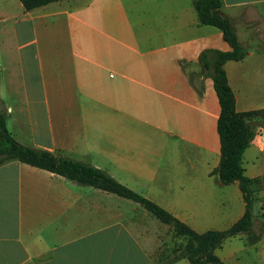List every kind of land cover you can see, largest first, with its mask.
<instances>
[{
	"label": "crops",
	"instance_id": "crops-1",
	"mask_svg": "<svg viewBox=\"0 0 264 264\" xmlns=\"http://www.w3.org/2000/svg\"><path fill=\"white\" fill-rule=\"evenodd\" d=\"M221 11L247 50L224 63L235 108L263 109L264 0H222ZM205 48L230 45L199 21L193 0H57L31 9L0 0L7 127L23 144L103 169L198 232L225 229L245 200L237 180L211 174L220 105L198 60ZM249 122L244 173L259 179L253 225L215 249L224 264H256L251 248L264 254V122ZM157 226L132 199L18 159L0 163V264H158Z\"/></svg>",
	"mask_w": 264,
	"mask_h": 264
},
{
	"label": "trees",
	"instance_id": "trees-1",
	"mask_svg": "<svg viewBox=\"0 0 264 264\" xmlns=\"http://www.w3.org/2000/svg\"><path fill=\"white\" fill-rule=\"evenodd\" d=\"M53 1L57 0H21L26 9ZM193 4L199 21L220 28L224 39L230 45V49L227 50L205 48L198 55L205 74L211 76L213 80L220 105L217 118L220 159L211 170V174H215L222 184L237 180L245 200L243 215L229 227L222 230L198 232L155 201L121 183L103 169L80 159L21 143L7 127L6 115L0 108V163L18 159L61 174L76 182L101 188L140 203L161 222L167 224L176 237L184 239V243L171 249V254L167 255L169 258L166 261H159L158 264H170L171 261L179 257L188 258L191 264H224L215 253V249L220 247L229 236L250 232L253 225L256 201L253 183L259 179L245 175L243 152L254 134L249 119L259 115L261 122H264V108L248 111H237L235 108V94L228 82L224 63L227 60L243 58L247 50L238 40L231 19L222 13V0H193ZM158 259L161 260L162 257L160 256Z\"/></svg>",
	"mask_w": 264,
	"mask_h": 264
},
{
	"label": "rangeland",
	"instance_id": "rangeland-1",
	"mask_svg": "<svg viewBox=\"0 0 264 264\" xmlns=\"http://www.w3.org/2000/svg\"><path fill=\"white\" fill-rule=\"evenodd\" d=\"M1 106L2 105H0V108H1ZM2 110H4V109H2ZM147 212L149 213V215H151V217L155 221H157V225H158L157 228H158L159 237H160L159 238V242H160L159 243L160 244L159 246L161 248L158 250L157 255H158V258L161 256L162 259L161 260L160 259H157V262H159V261H166L169 258V256H167V255L171 254V249L173 247H175L176 245H179V244L184 243V239L181 238V237H176L169 226H167L165 223L161 222L150 211L147 210ZM246 237H248V236H245L244 237L245 240H246ZM235 239H237V238H235ZM247 240H248V238H247ZM260 251L261 250L259 248H251V251H250V253L253 255V257H255V255H257L256 256V260H257L256 264H264V256H263L264 254L262 255L260 253ZM237 254L238 255H241V257H244L247 254V250L239 251V252H237Z\"/></svg>",
	"mask_w": 264,
	"mask_h": 264
}]
</instances>
